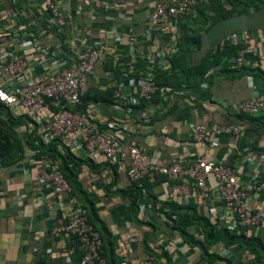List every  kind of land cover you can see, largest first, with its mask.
Returning a JSON list of instances; mask_svg holds the SVG:
<instances>
[{
	"label": "crops",
	"instance_id": "0c3cea01",
	"mask_svg": "<svg viewBox=\"0 0 264 264\" xmlns=\"http://www.w3.org/2000/svg\"><path fill=\"white\" fill-rule=\"evenodd\" d=\"M17 1L24 21L21 28L11 35L8 44L20 48L38 74L50 72L61 55L66 58L67 65L75 59L76 49L85 51L94 43L104 44L105 53L89 75L91 94L108 92L116 85L118 77L141 70L147 59L151 62L150 57L154 53L168 55L175 52L181 30L191 37L199 36V45L192 46V38L184 52V61L189 65L200 63L207 53L223 44L230 33L248 30L255 47L249 65L234 68L230 57L226 68L222 69V64H219L203 78L192 77L188 85L183 84L176 91L168 89L169 106L174 105L163 118L158 114L165 107L161 103L146 106L143 110L127 104L125 97L140 91V86L131 82V78L119 83L120 95H116L122 98L119 103L115 100L106 105L91 99L82 104L81 109L103 124H115L116 135L124 146H140L160 165L177 159L188 163L204 155L214 160H227L244 175H250L259 168L256 154L258 148L264 146V128L259 121L250 118L255 114L241 120V133L219 134L206 142L195 140L190 126L200 122L203 116L207 117L210 126L229 123L235 119L234 108L242 100L264 96V2L258 7L238 4L226 17H217L209 5L204 16L195 7L187 14L152 24L149 16L156 0H54L65 14L51 31L48 27L50 0ZM11 5L10 0H0V10ZM225 6L230 8L229 4ZM37 36H40L39 42ZM47 48L49 53H46ZM110 57L121 65H112ZM163 67L166 69L170 64L163 63ZM177 72L182 73L179 69ZM187 80L185 78L183 82L187 83ZM50 106L52 109L56 107L53 103ZM169 106L166 107L169 109ZM14 110L17 114L26 113L24 109ZM154 116L156 119L151 121ZM26 127L24 121L17 127L21 135L25 134ZM73 136L71 134L69 139ZM73 149L78 155L102 164L103 169L99 173L85 164L77 169L101 218L113 233L117 264H149L143 243L146 230L151 231L154 240L150 242L151 246L158 253L164 249L169 251L176 264H227L225 260L208 262L201 257L197 247L184 241L178 230L172 232L170 224L175 219L189 232L201 237L199 226L187 216L174 214L172 219L146 208L140 215L151 214L155 230L136 223L128 201L117 191L131 184L126 172L127 163L118 157L89 156L83 148ZM40 162L34 150L25 148L18 162L10 165L0 163V264H81L80 254L74 251L71 238L53 232L55 226L64 220L67 198L61 196L50 207L46 205L47 194L37 190ZM110 182L111 186L108 185ZM168 183L169 179L164 178L153 186L152 192L158 199H165ZM174 201L185 204L181 200ZM189 203L197 204V198L193 197ZM203 210L211 214L213 221L218 219L228 226L223 202L216 195L208 200ZM238 230L255 233L254 228L248 226H241ZM260 234L264 235V229ZM132 236L136 240H130ZM212 249L222 256L232 257L236 264H257L252 254L239 247H227L219 242L212 245ZM224 250L228 254H224Z\"/></svg>",
	"mask_w": 264,
	"mask_h": 264
},
{
	"label": "built area",
	"instance_id": "2783aa9c",
	"mask_svg": "<svg viewBox=\"0 0 264 264\" xmlns=\"http://www.w3.org/2000/svg\"><path fill=\"white\" fill-rule=\"evenodd\" d=\"M10 2L11 6L0 10V101L12 109H24L33 120L30 130L36 128L38 135L46 141L62 136L75 148H83L89 156L102 154L108 159L118 157L127 163L126 172L131 180L147 178L149 182H154L158 173L165 174L169 183L164 200L189 203L196 197L198 209L209 217H212L211 214L206 213L203 206L216 195L223 202L226 222L230 228L248 226L254 228L256 234L261 233L264 229V152L256 154L259 168L250 175H244L224 159L214 160L202 155L188 163L177 159L160 165L140 146H124L116 135L115 124H103L75 107L89 88V75L94 71L100 56L105 53L104 44L94 43L85 51L75 48L76 57L70 64L66 65V58L61 55L50 72L38 74L25 53L8 44L11 35L22 25V12L16 5L18 1ZM196 3L197 0H156L149 16L150 21L159 24L168 18L187 14L195 9ZM48 8V24L56 25L65 12L54 0L48 2ZM39 37H36L38 42ZM225 41L238 46L237 54L232 58L233 67L249 65L255 53L249 31L232 32ZM46 53H49L48 48ZM157 56L160 63H170L171 54L157 53ZM130 81L137 82L140 91L125 97L129 105L138 104L141 97H149L158 88L153 78L143 73ZM162 91L166 93L169 106V90L164 88ZM116 95H120V88ZM51 103L57 108L52 109ZM242 113H264V96L256 95L242 100L234 108V114ZM190 127L195 140L206 142L219 134L241 133L243 123L231 121L210 126L207 117L203 116L200 122ZM71 134L74 136L69 139ZM38 169L37 190L47 194L46 205L50 207L61 196L67 198L64 220L55 226L54 234L77 238L78 248L83 252L81 264H107L100 253V234L88 222L86 210L81 207L78 199L69 195V182L55 166L43 160ZM146 208V204L141 205V211ZM130 240H136V237L132 236ZM223 253L228 254L227 250ZM148 263L158 264L157 260L150 258Z\"/></svg>",
	"mask_w": 264,
	"mask_h": 264
},
{
	"label": "trees",
	"instance_id": "16d2710c",
	"mask_svg": "<svg viewBox=\"0 0 264 264\" xmlns=\"http://www.w3.org/2000/svg\"><path fill=\"white\" fill-rule=\"evenodd\" d=\"M196 9L200 15L205 14L206 6L209 5L217 13V17H226L234 11L238 4L251 5L258 7L264 2V0H197ZM226 4L230 5V8H226ZM215 18L212 17V20ZM22 17V22H23ZM44 26L47 27V23L44 22ZM52 30V26L49 25ZM181 34L177 41L175 52L170 57V67L164 68L160 63V58L154 53L151 55V62L147 59L146 65L142 66V70H134L129 73V76L118 77L115 86L111 87L108 92H96L91 94L90 87L81 96V101L75 106L81 109L82 104L87 103L93 99L94 101L103 102L106 105H110L119 101L116 97V91L119 89L120 81H125L128 78L137 77L139 74H144L148 78H153L157 85V89L151 93L149 97H141L140 101L136 105H129L136 109L143 110L146 106H152L153 104H163L164 108L160 109L159 118H163L168 111L173 108V105L169 109L166 107V93L162 89H170V91H176L184 85H188L190 78L200 77L203 78L211 69H216L219 64H222V69L228 65V59L234 57L237 54L238 46L232 44L229 41H225L218 46L215 51L207 53L200 63L195 65L186 64L184 61V52L190 46L192 38H194V47L199 45V36L194 35L191 37L188 33L180 31ZM188 42V43H187ZM112 65L120 66L121 63L110 57ZM181 70L182 73L177 72ZM187 78V83L183 82V79ZM119 103V102H118ZM57 107H54L56 109ZM233 121L241 122L245 120L250 114L242 113L235 114ZM253 121H259L264 128V113L255 114L250 117ZM156 117L150 118L154 121ZM25 122L26 131L24 135H21L18 131V126ZM32 121L29 116L25 114H17V111L6 106L0 101V163L3 165H10L18 162L25 151V148H30L35 151L37 159L43 160L45 163L55 166L66 178L70 184V196H75L81 207L86 210L88 222L97 230L100 234L102 244L100 247L101 256H103L107 264H117L116 254V242L112 231L107 223L101 218L97 205L90 195L89 191L85 187L83 181L79 177L77 167L81 164H85L99 173L103 168L102 164L96 163L92 158L82 157L74 151L68 141L64 140L62 136L50 138L45 141L41 135H38L36 128L30 130L32 127ZM34 123V122H33ZM260 152H264V146L258 148ZM114 167V166H112ZM161 176V177H160ZM168 178L167 175L158 173L154 182H149L147 178L142 180H131V184L123 189H118V193L123 197L125 201H128L130 208L133 211V217L136 223L141 226H148L155 230V224L151 214L147 216H141V205L146 204L148 210L164 214L166 217L172 218V215L187 216L189 220L199 226L201 237H198L196 233L189 232L187 229L179 225L175 219H173L171 225L172 232L178 230L185 242L190 246H195L199 249L202 258L208 262L217 260H225L227 264H236L235 260L230 256H222L217 250L212 249V245L222 242L227 247H239L243 251H246L253 255L254 261L257 264H264V235L263 234H247L244 231L238 229H232L229 226L218 221H213L209 215L201 213L198 206L194 203L181 204L174 200H160L158 196L152 192L153 186L158 184L159 180ZM112 185V182L108 184ZM107 186V187H109ZM108 192H112L110 189ZM148 228V229H149ZM151 231L146 230L143 235L144 249L148 253L150 259L157 260L158 264H176L166 249L161 253H158L150 242L154 240L151 238ZM73 242V249L80 254V260L83 256L82 250L78 248L77 238L70 236ZM165 259V261L163 260Z\"/></svg>",
	"mask_w": 264,
	"mask_h": 264
}]
</instances>
